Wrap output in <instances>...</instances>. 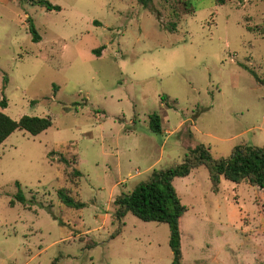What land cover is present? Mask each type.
<instances>
[{
	"label": "rangeland",
	"instance_id": "374dc122",
	"mask_svg": "<svg viewBox=\"0 0 264 264\" xmlns=\"http://www.w3.org/2000/svg\"><path fill=\"white\" fill-rule=\"evenodd\" d=\"M47 1L60 9L0 0L2 111L51 120L0 144V264H170L168 225L116 220L114 199L197 144L213 158L264 145V0ZM62 153L83 208L57 197ZM173 185L181 264H264L263 189L221 178L213 192L204 165Z\"/></svg>",
	"mask_w": 264,
	"mask_h": 264
},
{
	"label": "trees",
	"instance_id": "16d2710c",
	"mask_svg": "<svg viewBox=\"0 0 264 264\" xmlns=\"http://www.w3.org/2000/svg\"><path fill=\"white\" fill-rule=\"evenodd\" d=\"M31 3L38 4L48 10H59L60 6L54 5L47 0H29ZM144 7H150L151 0H139ZM223 2V0H219ZM184 9L188 12L191 10L189 0H182ZM170 32L175 31V24L168 27ZM28 31L31 33L32 41L38 42V34L33 22L28 21ZM100 51V48L97 49ZM165 96H161L163 100ZM7 106L6 99L0 100V144L16 129H23L31 135H37L51 125L49 117L22 115L18 120L10 118L2 109ZM149 126L155 133H160L161 117L157 113L149 115ZM62 153L59 161L64 163V168L70 167L65 174L70 175V180H65V185L57 189L56 194L61 203L64 205L80 209L85 203L79 199V193L73 192L74 188L78 189L80 178L82 176L77 168V156L71 157L73 166H70L68 158ZM204 165L208 170V176L213 192L218 191L220 179L224 178L235 183L246 181L251 185L258 186L264 190V145L238 144L234 146L230 155L225 158H213L208 149L197 144L189 153L184 156L183 160L174 165L153 169L149 178L139 182L131 191L123 192L116 196L114 204L116 209L114 218L120 220L127 212L143 221L164 222L169 227V246L172 252L170 264H181L182 252L180 244L179 218L186 211V206L181 203L178 193L173 185L175 177L188 175L191 170L197 166ZM67 176V175H66ZM66 179V178H65ZM71 182L72 186L67 185ZM15 196L17 201L26 202V198L20 190ZM14 200L10 201L13 204ZM56 259L52 261L55 264Z\"/></svg>",
	"mask_w": 264,
	"mask_h": 264
},
{
	"label": "crops",
	"instance_id": "0c3cea01",
	"mask_svg": "<svg viewBox=\"0 0 264 264\" xmlns=\"http://www.w3.org/2000/svg\"><path fill=\"white\" fill-rule=\"evenodd\" d=\"M10 135H11V134H10ZM10 135H9V136H10ZM9 136H8V137H9ZM8 137H7V138H8ZM7 138H6V139H7ZM6 139H5L4 141H6ZM4 141H3V142H4ZM3 142H2V143H3Z\"/></svg>",
	"mask_w": 264,
	"mask_h": 264
}]
</instances>
